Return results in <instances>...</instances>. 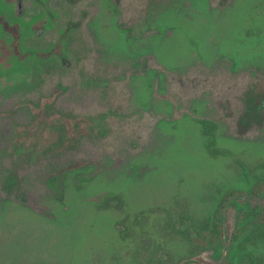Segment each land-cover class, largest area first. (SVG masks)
I'll use <instances>...</instances> for the list:
<instances>
[{"label":"rangeland","instance_id":"374dc122","mask_svg":"<svg viewBox=\"0 0 264 264\" xmlns=\"http://www.w3.org/2000/svg\"><path fill=\"white\" fill-rule=\"evenodd\" d=\"M254 207L264 0H0V264H264Z\"/></svg>","mask_w":264,"mask_h":264},{"label":"trees","instance_id":"16d2710c","mask_svg":"<svg viewBox=\"0 0 264 264\" xmlns=\"http://www.w3.org/2000/svg\"><path fill=\"white\" fill-rule=\"evenodd\" d=\"M235 197H238L237 194L234 192H227L223 198L221 199L220 205H218L212 219V226L210 229V241L213 238H216L217 235H219L222 231V226H223V219L226 217L225 211H226V206L233 203L235 200ZM240 204L239 202H237ZM257 208H251L247 214H250L251 216L254 217V220L258 222H263L264 221V215H262V211H260L258 214L255 212ZM255 212V213H254ZM264 212V211H263ZM243 215H246L244 212ZM236 237V236H235Z\"/></svg>","mask_w":264,"mask_h":264}]
</instances>
